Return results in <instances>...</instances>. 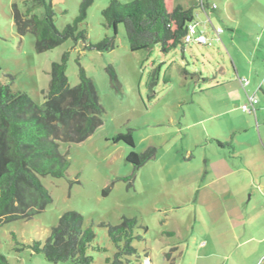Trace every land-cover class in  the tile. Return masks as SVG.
Instances as JSON below:
<instances>
[{
  "label": "rangeland",
  "instance_id": "obj_1",
  "mask_svg": "<svg viewBox=\"0 0 264 264\" xmlns=\"http://www.w3.org/2000/svg\"><path fill=\"white\" fill-rule=\"evenodd\" d=\"M23 1L0 0V82L10 84L14 92L27 93L40 105L43 103L41 91L48 86L51 63L68 51L66 75L69 84L78 83L76 60L79 59L94 82L104 115L103 124L82 144L71 147L63 144L61 151H68L70 162L66 177H39L52 202L30 220H14L0 227V253L8 263L73 264L71 260L50 262L44 255L23 246L34 240L44 242L49 229L58 224L65 211L79 213L83 226L94 232V245L101 250L88 251L92 264H106V258L115 251L106 229L100 224H118L123 216L135 218L138 222L135 233L144 235V240L133 242L143 263L147 260L151 264H260L264 261V256L258 259L262 248L256 240L240 245L233 238L242 229L240 223L227 222L223 209L218 211L216 219L212 201L206 198L200 203L197 201L196 190L205 175L200 157L204 149L199 146L204 145L205 138L209 139L212 133L229 136L230 120H241L240 114L251 113L240 107L248 102L247 99L232 116L202 120L210 113L209 106L215 100L209 90L201 91V87L213 83L220 67H230L227 50L231 42L214 38L211 45L191 42L184 48L178 45L168 53H163L158 44L150 50L131 51L121 24L115 36L112 29L102 25L101 10L110 0H93L85 21L78 28L85 29L87 42L93 46L105 37L114 36L113 48H85L82 41L75 43L68 39L51 50L37 52L34 35L19 36L12 20L11 4L16 2L21 6ZM81 1L45 0L52 5L57 29H63L77 17ZM201 2L217 10V13H208L212 25L209 24V33L212 34L213 27L217 26L223 31L230 22L224 12V0H198ZM263 4L264 0H232L234 10H242V14L264 10ZM195 9V14L201 11ZM33 11L41 15L43 6ZM109 64L116 72L120 84L118 91L106 71ZM156 68L157 83L150 96L147 81ZM220 88L222 86H216L214 91L221 92V97L227 99ZM245 89L253 92L250 85ZM260 94L256 93V97ZM219 106L212 109L217 110ZM127 131L132 133L133 147L112 141L114 135ZM149 146L156 148L155 158L134 172L133 165L126 161L127 154L130 151L139 154ZM236 181L240 185V180ZM103 189H108L106 195ZM207 193L210 191H201L203 195ZM235 193H240L243 201L244 193L248 196V192L240 190ZM258 209L260 216L255 215V222L263 219L264 198ZM132 263L133 257L125 264Z\"/></svg>",
  "mask_w": 264,
  "mask_h": 264
},
{
  "label": "trees",
  "instance_id": "obj_2",
  "mask_svg": "<svg viewBox=\"0 0 264 264\" xmlns=\"http://www.w3.org/2000/svg\"><path fill=\"white\" fill-rule=\"evenodd\" d=\"M63 2L64 0H57ZM93 0H82L79 14L71 23L59 30L54 25V11L45 0H24L19 6L11 4L12 20L16 33L34 35L37 52L51 50L64 41H82L85 48L111 49L118 25L125 31L131 51L150 50L158 44L163 53L178 45L184 48L188 24L194 20L195 8L174 5L173 0H133L121 3L110 0L101 10L103 27L112 29L114 36L105 37L95 46L87 42L85 29H79L87 16V9ZM42 5L41 15L34 8ZM69 52L62 53L58 61L51 63L47 88L41 91L43 103L36 104L25 92H14L10 84L0 82V227L14 220H30L41 213L52 202L49 191L40 182V176L61 178L67 176L70 165L68 151L62 152L63 144H82L103 124L104 108L92 79L85 69L78 65V83L71 86L66 75ZM106 71L112 86L118 91L120 84L114 68L109 64ZM158 68L147 81V87L154 94ZM113 142H123L133 147L131 131L117 133ZM156 148L147 147L141 153L130 151L126 161L134 172L147 161L154 159ZM134 175V174H133ZM109 185L107 188H109ZM108 189H103L107 194ZM82 216L75 211L63 212L58 224L51 227L44 242L34 240L24 245L35 253L44 255L50 262L71 260L73 264H92L88 251H99L94 245L95 234L90 227H84ZM115 251L106 264H143L133 246L135 240H144V235L135 233L138 222L135 218H121L118 224L101 223ZM143 230L146 227L140 226ZM13 238L16 239L15 234ZM18 243V241H16ZM0 264H9L0 253ZM264 264V261L260 262Z\"/></svg>",
  "mask_w": 264,
  "mask_h": 264
},
{
  "label": "crops",
  "instance_id": "obj_3",
  "mask_svg": "<svg viewBox=\"0 0 264 264\" xmlns=\"http://www.w3.org/2000/svg\"><path fill=\"white\" fill-rule=\"evenodd\" d=\"M173 3L185 8L196 6L197 10H201L195 14L194 20L208 36L214 37V32L210 34L208 31L209 24L212 26L208 13H217V10H211L214 9L213 5L207 8L202 2L198 3V0H181L177 3L173 0ZM224 4V12L230 22L219 33V40L231 42L227 50L230 67H220L214 75L213 83L210 82L209 87H201V91L209 90L214 96L212 100H215V103H212V100L208 99L211 102L208 109L210 113H206L202 120L232 116L247 97H256L259 92L261 94L256 97L258 102L255 112L240 114L241 120H230L231 123L227 127L229 136L212 133L208 136L209 139L205 138V144L199 146L204 149L200 157L205 175L196 190L197 201L200 203L203 198L212 201L211 208H216V219L218 211L223 209L227 222L231 225L240 223L242 229L239 234L235 233L233 238L237 239L240 245L249 240H256L262 248L259 250L260 259L264 256V215L261 216L263 219L260 222L258 219L255 222V215L260 216L257 212L258 206L264 198V10L246 11L242 14V10H234L232 0H224ZM241 79H249L247 85H250L253 92H247L246 85L243 86L240 82ZM213 86H222L219 91H222L227 99L221 97V92L214 91ZM219 100L222 104H216ZM217 105H220L217 110L212 109ZM236 180H240V185ZM203 189L210 193L201 194ZM237 190L248 192L247 197L244 193L246 201H243L240 193H235ZM215 223L216 220H212L213 226ZM245 235L248 238L245 239ZM148 261L151 264L150 260Z\"/></svg>",
  "mask_w": 264,
  "mask_h": 264
},
{
  "label": "built area",
  "instance_id": "obj_4",
  "mask_svg": "<svg viewBox=\"0 0 264 264\" xmlns=\"http://www.w3.org/2000/svg\"><path fill=\"white\" fill-rule=\"evenodd\" d=\"M214 8V7H213ZM222 31L221 28L217 27L214 29V37L209 38V36L205 33L201 27H199V24L193 20L191 23L188 24L187 32L184 37V41L189 44V43H196V44H203V45H211V40L216 38L219 40V33ZM241 84L243 86L248 84L247 79H241L240 80ZM248 102L242 104L240 107L242 110H245L247 112H255V105L257 104L258 100L255 96H249L247 97ZM144 264H149V261L147 260L144 262Z\"/></svg>",
  "mask_w": 264,
  "mask_h": 264
},
{
  "label": "clouds",
  "instance_id": "obj_5",
  "mask_svg": "<svg viewBox=\"0 0 264 264\" xmlns=\"http://www.w3.org/2000/svg\"><path fill=\"white\" fill-rule=\"evenodd\" d=\"M144 264V263H143Z\"/></svg>",
  "mask_w": 264,
  "mask_h": 264
}]
</instances>
